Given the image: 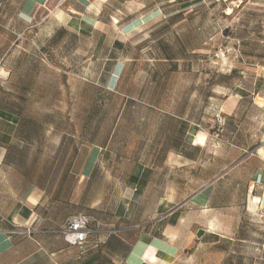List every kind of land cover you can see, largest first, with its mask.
<instances>
[{"label": "rangeland", "instance_id": "1", "mask_svg": "<svg viewBox=\"0 0 264 264\" xmlns=\"http://www.w3.org/2000/svg\"><path fill=\"white\" fill-rule=\"evenodd\" d=\"M20 4L0 2V57L17 70L0 79V107L19 120L0 171L45 187L66 222L84 213L69 199L95 144L99 160L107 149L130 165L155 150L161 189L175 183L178 201L237 163L214 183L220 210L211 226L221 236L180 250L173 264H264V209H249L264 189L254 178L264 169L256 153L264 139V0L177 5L178 14L124 35L71 31L62 14L68 0H51L29 21ZM115 59L125 66L111 81ZM191 127L208 137L197 151L188 145ZM205 141L199 134L196 144ZM104 198L115 220L122 197ZM143 200L124 224L148 221Z\"/></svg>", "mask_w": 264, "mask_h": 264}, {"label": "crops", "instance_id": "2", "mask_svg": "<svg viewBox=\"0 0 264 264\" xmlns=\"http://www.w3.org/2000/svg\"><path fill=\"white\" fill-rule=\"evenodd\" d=\"M50 1L21 0L19 17L32 20L35 12ZM203 1L68 0V11L62 14L68 17L71 31L124 35L157 23L167 14H178L177 5ZM4 59L0 57V79L10 81L17 71L16 66L6 67ZM124 66L121 59H115L111 81L119 78ZM18 122L14 113L0 107V165L6 158L5 147L14 140ZM199 134L206 136L204 145L196 144ZM207 140L205 133L190 128L188 145L192 150L204 147ZM98 146L93 145L91 155L83 161L69 199L71 204L84 210L75 215H86L94 231L82 247L68 244L61 233L70 217L66 222L58 221L57 211L62 203L58 198L50 199L46 188L37 184L18 185L16 172L0 171V264H173L180 250L219 239L220 232L211 226L220 210L214 204L218 194L214 183L237 163L178 201L175 183L166 192L161 189L160 161L159 156L155 160V150L152 149L150 160L130 165L121 163L107 149L99 160ZM260 146L256 153L264 162V139ZM185 156L187 160L195 159L192 154ZM166 163L170 177V156ZM254 178L264 181V169ZM93 179H103L104 186H92ZM95 195L121 196L116 207L119 217L114 220L111 213L107 214L105 211L111 210L108 199H98ZM262 196L264 200V189ZM262 199L256 205L264 209ZM140 200H143L142 204L147 203V209L151 211L148 221L124 224L122 218L130 217L128 212L134 211Z\"/></svg>", "mask_w": 264, "mask_h": 264}, {"label": "built area", "instance_id": "3", "mask_svg": "<svg viewBox=\"0 0 264 264\" xmlns=\"http://www.w3.org/2000/svg\"><path fill=\"white\" fill-rule=\"evenodd\" d=\"M90 219L83 214L72 216L61 230L65 241L72 246H85L93 233Z\"/></svg>", "mask_w": 264, "mask_h": 264}, {"label": "bare ground", "instance_id": "4", "mask_svg": "<svg viewBox=\"0 0 264 264\" xmlns=\"http://www.w3.org/2000/svg\"><path fill=\"white\" fill-rule=\"evenodd\" d=\"M257 203H260V200L254 196H251L250 207L253 208Z\"/></svg>", "mask_w": 264, "mask_h": 264}]
</instances>
